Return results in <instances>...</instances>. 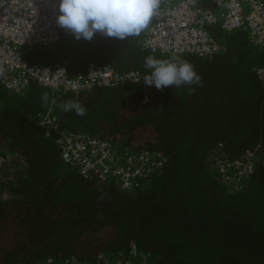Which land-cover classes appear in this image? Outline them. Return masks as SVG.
I'll list each match as a JSON object with an SVG mask.
<instances>
[{
    "label": "trees",
    "instance_id": "trees-1",
    "mask_svg": "<svg viewBox=\"0 0 264 264\" xmlns=\"http://www.w3.org/2000/svg\"><path fill=\"white\" fill-rule=\"evenodd\" d=\"M144 32L87 41L61 28L54 45L21 48L30 64L59 63L72 75L95 61L136 70L140 81L65 93L34 83L12 93L0 83L9 163L0 178V264L47 257L98 264L122 255L130 264H264V84L254 72L264 48L242 30L214 25L218 52L162 54L141 48ZM149 55L189 62L202 86H146ZM68 100L86 115L63 112ZM46 110L65 130L159 152L163 161L127 191L112 176L85 178L44 135L37 115ZM249 157L252 170L235 179ZM132 247L140 254L130 258Z\"/></svg>",
    "mask_w": 264,
    "mask_h": 264
},
{
    "label": "built area",
    "instance_id": "built-area-1",
    "mask_svg": "<svg viewBox=\"0 0 264 264\" xmlns=\"http://www.w3.org/2000/svg\"><path fill=\"white\" fill-rule=\"evenodd\" d=\"M57 15L58 0H0V83L4 89L19 93L34 83L52 92H83L140 79L136 70L121 73L97 62H89L84 70L72 75L59 63H28L21 53L22 47H49L59 40L61 27L56 23ZM214 25L224 31L242 30L254 45L264 48V0H166L145 30L140 46L150 52L204 57L223 48L210 34ZM254 70L264 84V64ZM37 118L44 135L55 139L61 159L85 178L112 176L119 188L127 191L136 186V179L163 161L159 152L118 147L104 138L65 130L50 110L39 112ZM243 166L244 171H238L239 178L252 170V160ZM138 254L134 247L129 251L130 258ZM130 263L122 255L98 264ZM30 264L89 263L47 257Z\"/></svg>",
    "mask_w": 264,
    "mask_h": 264
},
{
    "label": "clouds",
    "instance_id": "clouds-1",
    "mask_svg": "<svg viewBox=\"0 0 264 264\" xmlns=\"http://www.w3.org/2000/svg\"><path fill=\"white\" fill-rule=\"evenodd\" d=\"M165 2L166 0H58L56 23L77 40L91 41L96 33L124 40L137 37L147 30ZM143 66L150 70L143 77V83L148 87L154 85L156 89L162 90L169 86L179 88L188 85L190 89L192 85L202 86L201 76L194 67L176 56L161 60L149 55ZM48 102V94H42L41 105L45 106ZM59 107L63 112L73 111L81 117L86 115V109L78 101L68 100Z\"/></svg>",
    "mask_w": 264,
    "mask_h": 264
},
{
    "label": "rangeland",
    "instance_id": "rangeland-1",
    "mask_svg": "<svg viewBox=\"0 0 264 264\" xmlns=\"http://www.w3.org/2000/svg\"><path fill=\"white\" fill-rule=\"evenodd\" d=\"M116 146H119V145L116 144ZM250 159L251 158L249 157L247 160H250ZM8 164H9L8 163V153H7L6 145L4 143L3 145H0V178H5L7 173H4V171L6 170V166H8ZM230 164H231L230 167L237 166V165H234L233 163H230ZM244 168L245 166L241 168L242 172L244 171ZM224 178L228 180L230 178H233V175H229L225 173ZM235 179H238V175L235 177Z\"/></svg>",
    "mask_w": 264,
    "mask_h": 264
},
{
    "label": "crops",
    "instance_id": "crops-1",
    "mask_svg": "<svg viewBox=\"0 0 264 264\" xmlns=\"http://www.w3.org/2000/svg\"><path fill=\"white\" fill-rule=\"evenodd\" d=\"M94 136V135H93Z\"/></svg>",
    "mask_w": 264,
    "mask_h": 264
}]
</instances>
